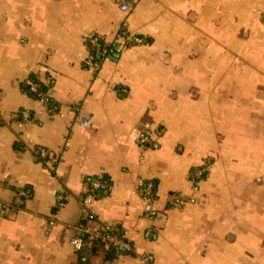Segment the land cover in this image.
Here are the masks:
<instances>
[{
    "label": "crops",
    "instance_id": "crops-1",
    "mask_svg": "<svg viewBox=\"0 0 264 264\" xmlns=\"http://www.w3.org/2000/svg\"><path fill=\"white\" fill-rule=\"evenodd\" d=\"M82 223L125 233L121 264H264V0H0V264H107L71 245Z\"/></svg>",
    "mask_w": 264,
    "mask_h": 264
},
{
    "label": "built area",
    "instance_id": "built-area-1",
    "mask_svg": "<svg viewBox=\"0 0 264 264\" xmlns=\"http://www.w3.org/2000/svg\"><path fill=\"white\" fill-rule=\"evenodd\" d=\"M121 9L124 12L130 11V6L126 2L121 1ZM143 42V39L135 34H132L127 29V24L124 23L121 27L118 39L116 43L120 47H127L138 45ZM89 47L91 48V57L87 59V64L90 66H99L102 61L109 60L112 58L114 52V47L109 46L103 42L100 36L92 35L88 41ZM27 84L29 86L30 92L34 93L38 100L46 106L49 102L48 92L42 93L38 92V84L33 80H28ZM52 112V109H48ZM32 120L31 113L27 110L22 112V121L30 122ZM87 121H84L85 125ZM150 141V136L147 132L141 134L140 142L141 144H146ZM36 152L38 156L43 161L48 158L49 153L45 148L38 147ZM208 171V166L206 163L199 166L191 174V181L195 186H198L200 182L203 181L206 173ZM88 189L86 193L81 197V209L85 214V218L97 220V212L93 207V201L97 196V191L106 187V183L101 179H96L93 177L87 178ZM139 186L143 190V197L147 201L146 209L149 213H153L152 205L155 202V197L152 191V185L141 181ZM177 202L179 204H185L186 200L182 197H178ZM78 232L71 239V245L73 248L82 256H88L91 249L95 246L97 248L103 249L106 252L108 263L107 264H121L120 260L124 253L132 252L133 246L131 242L126 238L123 231L115 226L104 224L100 227L90 228L86 224L82 223L78 227ZM147 261V258H144Z\"/></svg>",
    "mask_w": 264,
    "mask_h": 264
},
{
    "label": "trees",
    "instance_id": "trees-1",
    "mask_svg": "<svg viewBox=\"0 0 264 264\" xmlns=\"http://www.w3.org/2000/svg\"><path fill=\"white\" fill-rule=\"evenodd\" d=\"M33 81H36V80H34L33 79ZM37 84H38V92H42V93H45L46 91H45V89H46V87H45V85H43L41 82H36ZM26 87H27V89H29V86L26 84ZM49 102H50V100H49ZM100 248H97V247H93V250H95L96 252H97V250H99Z\"/></svg>",
    "mask_w": 264,
    "mask_h": 264
}]
</instances>
